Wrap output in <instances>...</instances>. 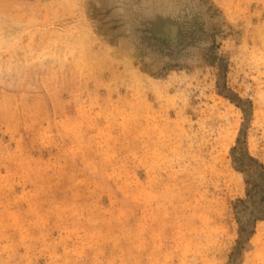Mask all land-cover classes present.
Instances as JSON below:
<instances>
[{"label": "rangeland", "instance_id": "rangeland-1", "mask_svg": "<svg viewBox=\"0 0 264 264\" xmlns=\"http://www.w3.org/2000/svg\"><path fill=\"white\" fill-rule=\"evenodd\" d=\"M0 264H264V0H0Z\"/></svg>", "mask_w": 264, "mask_h": 264}, {"label": "bare ground", "instance_id": "bare-ground-1", "mask_svg": "<svg viewBox=\"0 0 264 264\" xmlns=\"http://www.w3.org/2000/svg\"><path fill=\"white\" fill-rule=\"evenodd\" d=\"M122 2V1H121ZM120 2V3H121ZM161 2V1H160ZM122 5V4H121ZM208 6V5H207ZM137 7V6H136ZM127 9V8H126ZM123 11V10H122ZM121 11V12H122ZM211 12V11H210ZM216 18H218V17H216ZM124 29V28H123ZM176 33H177V30H176V28H174L173 29V36H176ZM128 39V38H127ZM131 40V39H130ZM134 40V39H133ZM132 40V41H133ZM129 42V41H128ZM127 44H129V43H127ZM137 44V43H136ZM129 45H127V47H128ZM130 47H132L131 45H130ZM139 48V47H138ZM132 49H133V47H132ZM144 49V48H143ZM132 51V50H131ZM137 51V50H136ZM130 53V52H129ZM135 52L133 51V53L132 54H134ZM138 52H136V54H137ZM148 53V52H147ZM140 54V53H139ZM138 55V54H137ZM131 56V55H130ZM139 56V55H138ZM141 60V59H140ZM144 61H145V59H144ZM147 61V60H146ZM154 65V64H153ZM160 68V67H159ZM155 69H156V67H155ZM246 218V217H245ZM247 234V233H246ZM247 239V238H246ZM236 260V259H235Z\"/></svg>", "mask_w": 264, "mask_h": 264}]
</instances>
